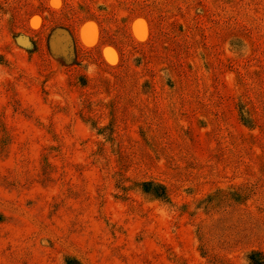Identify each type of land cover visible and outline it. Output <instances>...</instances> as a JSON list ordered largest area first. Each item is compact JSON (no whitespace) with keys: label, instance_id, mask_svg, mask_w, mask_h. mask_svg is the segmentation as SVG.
<instances>
[{"label":"rangeland","instance_id":"1","mask_svg":"<svg viewBox=\"0 0 264 264\" xmlns=\"http://www.w3.org/2000/svg\"><path fill=\"white\" fill-rule=\"evenodd\" d=\"M241 10L249 39L219 24ZM52 11L89 50L78 73L33 43ZM261 31L264 0H0V264H251L247 250L264 249L259 197L234 211L235 251L218 243L219 259L204 258L196 230L206 222L200 200L218 187L264 198ZM80 75L90 89L76 85ZM241 93L257 109L253 128L238 119ZM112 119L113 145L102 134ZM150 177L170 203L141 190Z\"/></svg>","mask_w":264,"mask_h":264},{"label":"trees","instance_id":"2","mask_svg":"<svg viewBox=\"0 0 264 264\" xmlns=\"http://www.w3.org/2000/svg\"><path fill=\"white\" fill-rule=\"evenodd\" d=\"M52 12H54L52 14V20H51L52 27H50V30L45 34L44 38H37L36 41H33V43L36 46V48L39 49L40 46H42V43L45 41V45L48 52L54 50V53L61 64L67 67L69 66L71 70L72 69L74 70V73H78L81 71V68L84 66L85 63L84 58L89 55L88 52L89 50L84 46H82V44L77 39L76 26L74 24L73 25L59 24V22L62 23L65 22L63 17H61V15H65V14H62L60 12L58 13L55 11ZM19 13H20L19 11H17L16 13L15 12L10 13L11 18H15L16 15ZM226 16H228V13H226ZM152 18L155 19L154 17ZM247 18H248V11L241 10V15H237L235 17H231V16L225 17V19L220 20V23L219 21H215V23H219L220 25H226V24L228 26L231 25L232 28L234 26L235 28H237V30L234 33V36H237L236 34L238 33V35H243V38L249 39L251 35L253 36V32L250 31L251 29H249V26L247 24L253 25V22L248 23ZM148 21L150 22V19H148ZM240 28L242 29L240 30ZM223 34L225 36H228L226 33ZM261 34L264 36V33H262V31ZM229 35L231 36V33ZM180 37H183V35H180ZM153 43L154 40L152 37L146 45L147 46L152 45ZM141 46L143 47L144 45ZM176 46L178 47L176 50H179L180 52H182L180 49L182 50L184 49V47L180 46L179 44ZM232 47H233V42L230 44V48ZM256 50H260V51L263 50L264 53V47H260V48L256 47ZM256 50H251V51L256 52ZM244 51L245 50L242 51L240 50V52H238V55H235L236 58L238 59L244 58L246 56L243 53ZM145 52L146 50L144 49V53ZM169 59H172L171 56L168 57V60ZM140 60L141 57L138 58L137 67H140ZM159 64L160 63H158L156 67L159 66ZM156 67H154V69ZM167 67L170 66L166 64L164 67H161L160 69L165 70ZM116 71L118 73L114 76L116 80L115 85L118 87L117 84L118 82L119 86L123 88V84L125 83L124 72L126 70L124 66L120 64L117 67ZM147 78L153 80L147 79L142 83L141 87L144 89V94H146L147 89L152 92L154 88L152 86L155 78L153 70L149 72ZM90 82L91 81L87 76L80 75L76 77V85H78L79 87H83L84 88L83 90H87L91 88V86L89 85ZM184 88L185 87H183V89ZM126 89H128V87ZM244 92L247 93L248 96H250L247 90H245ZM240 95L242 99L237 103L238 119L244 127L253 128V122H255V120L257 119V109L255 108L254 104L252 105V107H249L248 103H250V99H248V97L245 94L241 93ZM85 122H91V119ZM113 126H114V121L112 119L110 123H108L105 127H103L105 133H102L106 141L112 145L116 144L118 140L117 133H114ZM99 130H102V128H100ZM142 136H144L143 133ZM116 155L119 159L118 161L122 162L123 158H121V155L118 152L116 153ZM136 184L138 185V183ZM139 185H140L139 187L144 193L150 194L156 199H159L161 201H165L167 203L171 202L169 189L165 183L150 177L141 180ZM261 185L262 184L252 183L251 187L254 186L256 189H258L261 187ZM123 186H124V189L122 191L123 194L132 190V188L130 187H125V185ZM254 196L260 198V199H256V201L264 203V198H261V196L258 193V190L255 191L252 188H248V190L244 191L242 189V186H240V184H230L225 187H218L214 189L204 199L200 200L199 203L203 204L201 210L204 211L206 215V222L202 223L197 228L196 239H197L198 250L204 258H210V259L212 258L214 260L219 259L217 255H215L217 248H219L218 243H220L219 245L221 247H225L227 249H231L234 251L235 249L238 248L240 244H242L243 239L239 241L237 240L239 235H241L242 233L234 228V226L239 223L240 218L236 217L234 211L236 210L237 206L247 205L250 201H252V199H254L253 198ZM258 214H260L259 210H258ZM253 220H256V218L253 217ZM224 231H228L229 233L228 237H224L222 235V232ZM231 231H234V237L232 236L233 234H231ZM230 235L231 237L229 238ZM260 238L258 239L260 240ZM221 239H227V240L226 241L223 240L222 242H220L219 240ZM225 248L223 249L224 251L222 252V254H227V252L225 251L227 249ZM247 251H248V260L251 262V264H264V249L251 247V249H248Z\"/></svg>","mask_w":264,"mask_h":264}]
</instances>
